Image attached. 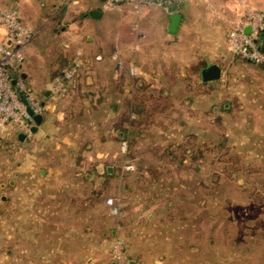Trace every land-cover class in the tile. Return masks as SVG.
Returning <instances> with one entry per match:
<instances>
[{"label": "rangeland", "instance_id": "374dc122", "mask_svg": "<svg viewBox=\"0 0 264 264\" xmlns=\"http://www.w3.org/2000/svg\"><path fill=\"white\" fill-rule=\"evenodd\" d=\"M186 1L179 4L183 13ZM15 2L0 0V8ZM26 3L28 12L21 18L32 26L37 15L41 16L39 23L51 16L47 19L51 24L68 28L82 18L78 3ZM51 3L52 11H57L47 13ZM160 17L164 18L162 13L153 17L154 24ZM117 19L119 15L111 7L103 18L89 20L91 28L79 30L85 53L99 50L100 42L105 43L102 49L111 53L113 47L116 51L122 48L124 57L135 56L144 70L157 74L154 87L160 91L142 95L145 104L152 107L137 109L134 104L140 95L126 94V78H120L123 87H115L109 95L110 108L105 105L103 111L99 106L93 109L87 98L83 102L75 99L68 89L58 94L64 97L66 110L50 141L42 135L25 142L0 135V182H4L0 187V264H39L40 230H54L56 225V229L67 230L77 216L90 219V214H95L90 221H79L80 227L90 226L83 246L92 244L96 236L110 238L112 224L102 222L108 207L111 209L107 197L115 198L120 209L117 217L110 210L114 222L132 225L134 235L127 238L122 233L119 238L127 257L138 264H264L262 65L237 59L235 67H224L218 80L203 82L200 69L205 63L201 60L204 48L186 25V14L176 31L158 29L153 38L133 49L113 46L119 35ZM73 34L69 28L61 39H70ZM90 34L93 37L88 40ZM73 48L68 45V57ZM163 89L171 94H161ZM103 132L114 140L110 153L122 146L120 138L126 139L127 155L89 158L92 150L101 147L98 140ZM106 163L114 166L110 175L105 174ZM23 165H32L35 170L54 168L56 176L53 173L51 177L57 179H52L53 183L62 186L48 188V199L39 201L38 191L34 198L27 195L23 184L28 178L19 170L18 188L11 189L9 179L16 176L13 170ZM145 199H151L150 206L133 204L138 201L141 205ZM150 211L155 222L147 227H155L160 247L135 236L134 228L144 225ZM42 213L62 221L39 224ZM54 240L50 236L43 241L49 251ZM79 244L68 245L72 252L57 256L61 263H76L87 257L76 252L81 249ZM47 259L48 264L56 261L52 254ZM107 261L106 257L105 264Z\"/></svg>", "mask_w": 264, "mask_h": 264}, {"label": "crops", "instance_id": "0c3cea01", "mask_svg": "<svg viewBox=\"0 0 264 264\" xmlns=\"http://www.w3.org/2000/svg\"><path fill=\"white\" fill-rule=\"evenodd\" d=\"M102 1L103 0L72 1L73 3H78L79 8L82 10V18L76 23L70 25V31L74 32V34L70 39L67 40H62L61 37L68 31L69 28L66 26H59L54 23L51 24L49 21H47V19L51 16H43L44 18H48H46L45 22L39 23V18L41 16L39 17L37 15V17L35 18V22L33 23L34 25L32 26L28 24L34 31V37L25 49V58L22 64V74L30 88L38 96H40L41 100L44 103L43 119L42 122L37 126L36 132L27 135L26 137H22V140H20L18 137L19 133L21 132L20 128L14 123H7L6 126L9 129L11 140H19L20 142H25L34 137L42 135L44 137V140L48 142L51 140V138L54 137L53 135L59 128V123L63 119L66 107L62 106L63 101L65 100L64 97L61 98L60 96L58 97V95L54 96L51 92V88L60 71L66 68L68 64H73L75 60H78L79 62L78 72L73 83H71L72 86L70 85L69 88V92L75 95V99L78 98L83 102V100L87 98L93 109L99 106L98 108L105 111V105H108L110 108L111 101L109 99V95L113 93L115 87H123V85H120L119 81L120 78H126L127 90L125 91V93H135L141 96L138 97L140 101H137V103L134 104V108L143 109L144 106L152 107L150 103H148L149 105L145 104L146 102L143 99L142 95H146L148 93L152 94L153 92L157 94L160 91L156 89V87H154L155 81H157V74H155L153 71L144 70L143 64L138 62L135 56L131 58L124 57L122 48H119L116 51V49L113 47L112 53L109 52L108 49L103 50L102 46L105 45L104 42H100L101 44L99 50L91 52L90 54L85 53V50L83 48L84 45L80 40L81 37L79 35V30H81L84 26H88L89 28H91L89 20L103 18L107 10L111 8H104L102 5ZM235 1L236 0H187L186 11L183 13L179 10L181 14L180 22L183 20L186 14V25H188L189 30L196 33V38L200 39L199 41H201V47L204 48L205 54H203L201 60L205 63L202 65V67L211 62L218 63L222 69L221 76L224 72V67H228V65H233L235 67V65L238 64L237 59H243L236 55H233L227 43V31L231 27L233 21L238 17V12L231 9V5ZM245 1L253 7H264V0ZM26 2L27 0H18V2H15L18 5L19 14L21 17L22 14L25 15V12H28V4ZM48 7L49 11L47 13L53 10L52 8H54V3H51ZM93 7L98 8L101 11V15L97 18L86 14L87 11ZM154 7L156 8L153 9L152 6L145 8V12L142 13L140 17L135 16V13L132 11L131 5L129 3H122L119 7H113L119 15V19H117V23L119 25V35L115 40L113 46L118 48L128 45L133 49L137 48L144 42H147V40H149L150 38H153L152 36L158 29L163 30V27H165V30L167 32H171L168 29V25L170 22L169 12L166 10L164 4L162 6L154 5ZM158 7L161 8L160 12L157 11ZM56 11L57 10L52 12L54 13ZM158 13H162L164 18L160 17L161 19L158 20L160 22H158V24H154L153 17L157 16ZM92 37V34L87 35L88 40H90ZM70 44L74 48L72 51V55L68 57L69 53L67 47ZM68 59L69 61H67ZM233 59H235V61H233ZM262 67L264 71V65H262ZM216 80H211L209 82H214ZM161 94L169 95L171 94V92L169 91V89H163L161 91ZM125 103L126 100L123 101L124 105ZM48 131H50V133ZM4 133L5 132L0 129V135L4 137ZM113 141L114 140L111 139L110 135L105 136L104 133L98 140L101 147L92 150V154H90L88 157L107 158L110 156H117L119 154H123L124 156L127 155V140L124 138H120L119 144L124 142L126 143L125 147L122 148V146L120 147L118 145L117 150L113 153H110L111 151L109 149V145ZM108 165L111 164H105V174L110 175L114 169V166L111 165L112 171L108 172L106 170V167ZM96 168H99V165L96 166ZM96 168L95 171L97 173H100L99 169ZM53 169L54 168H52V170ZM19 170L25 173L28 178V182L23 184L25 186V189L27 190V195H32L34 198L36 192L38 191L39 201L48 199V188H51L54 185L55 187L62 186L56 181L53 183V180H56L57 178L53 179V177H51V174L53 173L56 176V172L52 171L51 168L44 170L43 168L39 167L35 170V167L32 165H23L18 167V171L17 169L16 171L14 169L13 174L16 176L14 177V179H9V185L13 190H16L18 188V175L20 174ZM3 186L4 182L1 181L0 187ZM128 189L132 190V188ZM2 197H4V195H2ZM31 197H29V199H32ZM151 202V199H145L142 200L141 205L138 201H134L133 204L137 205L138 207L147 205L150 206ZM44 209H47L46 205ZM106 213L107 214L103 215L102 222H106L108 220L112 224V227L109 230L110 238H106L104 236H96L93 243L89 244L88 246L83 245L86 244V241L88 239L87 231L88 229H90V226H81V228L79 225V221L83 219L85 221H90L92 218H95L94 213L90 214V219H88L89 217H86L84 215L77 216L76 219L72 220L75 224L71 225L67 230L62 229V227L61 229H56L57 225L54 230L50 228L48 230L45 228L40 230V234L38 233V238L40 239V247L42 248H40L39 250V254L41 255V262L39 264H48V254L55 255L56 259V261L49 264H105L104 261L106 257L108 258L107 263L113 264L111 258V246L113 240L116 237L119 238L120 234L122 233H124L127 238H131L134 233L132 232L133 229L131 230L132 225H123L117 220L114 222V219L110 216L112 213L110 212L109 207ZM119 215L120 213L114 216L117 217ZM154 216V212L151 211L146 214L145 221L143 223L144 225H142L141 227L136 226V228H134L135 236L142 238V240H145H143L142 242H147L148 240L153 244V246H159L154 235L156 234L155 227L150 228L151 230L147 227L151 223L154 224ZM60 220L62 221V218H59L57 216L49 217L47 216V213H42L39 216V224L43 222L46 223L47 221L59 222ZM138 220L140 219L136 218L135 221ZM163 233H165V230H163ZM160 235H162V233H159V236ZM31 236H34V233H32ZM50 236L55 238V240L54 248L50 249L49 251L43 241ZM80 242L82 243V245L79 244L81 245V249L80 251L76 250V252L84 255L86 254L87 257H85L84 259L82 258L79 262L76 263L73 261L61 263V259L57 256L60 257V255H63L64 253H71L72 249L71 247L69 248L68 245L73 246L75 243Z\"/></svg>", "mask_w": 264, "mask_h": 264}, {"label": "built area", "instance_id": "2783aa9c", "mask_svg": "<svg viewBox=\"0 0 264 264\" xmlns=\"http://www.w3.org/2000/svg\"><path fill=\"white\" fill-rule=\"evenodd\" d=\"M72 1L74 0H62L64 4ZM166 1L168 0H103L102 5L109 8L129 3L132 11L141 15L145 8L162 6ZM170 1L180 4L183 0ZM231 9L238 12V17L227 31V43L231 53L247 61L264 65V50L257 48L258 39L261 38L264 42V7H253L245 0H236ZM246 27H249L248 31ZM0 29V126L11 122L24 132L30 133L34 121L27 107H30L33 113L44 111V103L40 96L30 88L22 74L25 49L33 39L34 31L22 20L17 3L0 8ZM78 67L79 62L75 60L69 67L60 71L51 88L54 96L70 88ZM124 147L123 142L122 148ZM106 202L110 204L113 214L120 213L115 198L107 197ZM125 252L124 242L116 237L111 246L114 264H138L128 258Z\"/></svg>", "mask_w": 264, "mask_h": 264}, {"label": "water", "instance_id": "95a60500", "mask_svg": "<svg viewBox=\"0 0 264 264\" xmlns=\"http://www.w3.org/2000/svg\"><path fill=\"white\" fill-rule=\"evenodd\" d=\"M164 6L166 7V10L169 12L170 22L168 25V29L169 31L174 32L176 31L177 26L181 20V14L179 12V4L174 1L168 0L164 3ZM86 14L92 17H99L101 15V11L100 9L93 7V8H90ZM248 30H249V27H246V31ZM257 48H261L264 50V42H262L261 38L257 40ZM221 72H222L221 66L218 63L211 62L201 68L200 78L202 81L216 80L220 78ZM27 111L30 115H32V118L34 121L33 125L30 128L31 132L34 133L37 130V126L42 122L43 112L33 113L30 107H27ZM106 170L108 172H111L112 166L108 165L106 167Z\"/></svg>", "mask_w": 264, "mask_h": 264}, {"label": "flooded vegetation", "instance_id": "af4514ba", "mask_svg": "<svg viewBox=\"0 0 264 264\" xmlns=\"http://www.w3.org/2000/svg\"><path fill=\"white\" fill-rule=\"evenodd\" d=\"M7 125V124H6ZM6 125H4L3 127H1L0 126V129L2 130V131H4L5 133H4V137L6 138V139H8V140H10V141H13V140H11V135H10V132H9V129L7 128V126ZM17 126V125H16ZM20 133H19V135H18V137H19V139L20 140H22V137H26L27 135H30V134H33L31 131H30V133H26V132H24L23 130H21L20 129ZM36 132V131H35ZM34 132V133H35ZM19 141V140H18ZM134 261H136V260H134ZM137 262V261H136ZM112 263L114 264V262H113V260H112Z\"/></svg>", "mask_w": 264, "mask_h": 264}, {"label": "trees", "instance_id": "16d2710c", "mask_svg": "<svg viewBox=\"0 0 264 264\" xmlns=\"http://www.w3.org/2000/svg\"><path fill=\"white\" fill-rule=\"evenodd\" d=\"M10 6H12V5H10ZM70 65H71V64H68L67 67H69ZM71 86H72V85H71Z\"/></svg>", "mask_w": 264, "mask_h": 264}]
</instances>
